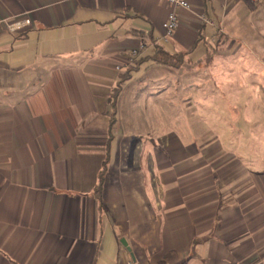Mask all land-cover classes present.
Returning <instances> with one entry per match:
<instances>
[{"label":"crops","instance_id":"1","mask_svg":"<svg viewBox=\"0 0 264 264\" xmlns=\"http://www.w3.org/2000/svg\"><path fill=\"white\" fill-rule=\"evenodd\" d=\"M188 1L0 0V264H264V163L160 132L177 72L264 0Z\"/></svg>","mask_w":264,"mask_h":264},{"label":"rangeland","instance_id":"2","mask_svg":"<svg viewBox=\"0 0 264 264\" xmlns=\"http://www.w3.org/2000/svg\"><path fill=\"white\" fill-rule=\"evenodd\" d=\"M257 9L250 15L241 12L228 29V41L217 46L204 66H183L177 72L184 87L169 90L160 100L177 107L176 116L169 112L160 130L175 134L170 143L192 140L235 151L251 168L264 163V6ZM190 84L195 86L190 89Z\"/></svg>","mask_w":264,"mask_h":264},{"label":"built area","instance_id":"3","mask_svg":"<svg viewBox=\"0 0 264 264\" xmlns=\"http://www.w3.org/2000/svg\"><path fill=\"white\" fill-rule=\"evenodd\" d=\"M167 2L173 7V8H183V9H192V5L188 0H167ZM203 21L207 24H213L214 21L210 18L202 15ZM3 22L6 24L8 31L11 34L16 33L18 30L25 29L28 26L31 25V19L28 16L22 15L16 18H5L3 19ZM181 22V19L179 17V14L176 11H171L169 13V16L167 20L164 23V29L167 32V35H171L175 32V30L178 28L179 24ZM146 48V42L142 40L140 44L137 47H134L131 49L129 58L126 62L127 66H135L136 61L141 55V52L145 50ZM120 69L121 67H117ZM125 264H136V262L133 259H129L126 261Z\"/></svg>","mask_w":264,"mask_h":264},{"label":"trees","instance_id":"4","mask_svg":"<svg viewBox=\"0 0 264 264\" xmlns=\"http://www.w3.org/2000/svg\"><path fill=\"white\" fill-rule=\"evenodd\" d=\"M152 60L156 63L167 64L172 67H181L184 62V58L180 54H169L161 46L155 44V53L152 56ZM139 66V61L136 62V65L129 68L122 75V79L119 83V86L114 90V94L116 95L121 88L122 83L130 77V73Z\"/></svg>","mask_w":264,"mask_h":264}]
</instances>
